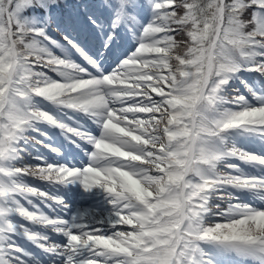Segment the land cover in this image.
<instances>
[{
    "label": "snow or ice",
    "instance_id": "6c2138e0",
    "mask_svg": "<svg viewBox=\"0 0 264 264\" xmlns=\"http://www.w3.org/2000/svg\"><path fill=\"white\" fill-rule=\"evenodd\" d=\"M64 4L0 0V264H45L21 239L51 264H264V0H88L67 15ZM121 26L136 46L106 71ZM77 30L97 34L95 58ZM65 48L84 63L54 51ZM52 128L91 146L85 166L25 161L34 144L61 157ZM26 178L100 190L111 219L50 218L32 198L64 200Z\"/></svg>",
    "mask_w": 264,
    "mask_h": 264
},
{
    "label": "rangeland",
    "instance_id": "374dc122",
    "mask_svg": "<svg viewBox=\"0 0 264 264\" xmlns=\"http://www.w3.org/2000/svg\"><path fill=\"white\" fill-rule=\"evenodd\" d=\"M80 7V6H79ZM77 7V9L79 8ZM76 11L67 13L71 14ZM65 14V15H67ZM147 21V15H145L142 19L139 20L141 24H144ZM59 23V21L57 22ZM55 30H51L54 38H60L59 30H56V24ZM119 35L115 38V42L112 45V51L105 53L103 57H100V60L103 64V68L106 71H111L113 67L119 62L120 59L123 58L124 54L129 53L130 51L134 50L136 46V42L134 38L130 37L129 29L125 28L124 26H121L119 29ZM73 37L79 41L80 45L83 47V49L94 58L96 57V53L100 47L99 39L98 37L95 39L92 36V32L90 30H78L77 32L73 33ZM57 55H66L70 60L77 64H83V58L80 57L79 53L75 52V50L67 48L66 52L60 53L57 49L54 50ZM54 80L59 82L61 80V77L56 75L55 73H49ZM257 87L259 86L258 83H256ZM246 91L241 89V92ZM45 107H50V105L45 104ZM74 117H77L81 119V122L84 123L85 128H87L89 131H91L94 135L99 136L100 129L90 121H88L86 118H82L77 113H71ZM69 123H72L69 121ZM49 132V136L52 137L53 143L57 144L61 147V157H56L55 154L48 151V149L42 147L39 144H34L32 147L29 148V154H26L25 161L31 162V163H39V161H32L31 157L37 154H41L45 157L46 160L49 162H59V163H67V164H76L75 162H79L80 166L76 167H83L88 163V158L85 155V150L90 151L91 146L84 145L83 143L81 146L83 147L84 151L81 152V155L83 154V158H80V156L77 155V152L74 148H70L69 153L67 154V151L65 152L64 148H68V146H71L68 141H66L59 133V130L57 129H47ZM54 136V137H53ZM38 139H43V137H37ZM235 142L240 144L241 146L250 147V148H256L258 145H253L247 140H245L243 137H234ZM47 143V141H46ZM71 152V153H70ZM71 159H67V158ZM236 163H239V161H236ZM75 166V165H72ZM29 183L35 185L36 187H39L45 191L51 192L53 195H57L61 197L66 207L59 208L56 207V209L60 210L64 214V218L71 219L75 217L77 220H82L85 223L93 222L92 220L97 219L96 221H107L108 217L107 214L111 213V208L108 206V204L105 202V196L104 194L97 193V190L94 191L92 194H89L87 197L82 198L80 195V189L76 186H67V187H59V186H52L46 182L39 181V180H32L30 178H26ZM35 203L37 204L40 211L45 212L47 206L45 204L40 203V198L33 197L32 198ZM49 204H53L54 202L49 201ZM30 210L32 209L31 206H28ZM50 208V207H48ZM51 209V208H50ZM24 223L23 221H21ZM37 231L42 232H52L50 228H42L41 226H36ZM47 230V231H45ZM51 236L50 234H48ZM53 237V236H51ZM53 241V240H51ZM50 241V242H51ZM63 239H58L55 243L62 242ZM18 242V241H17ZM27 249H29L27 247ZM30 250V249H29Z\"/></svg>",
    "mask_w": 264,
    "mask_h": 264
},
{
    "label": "bare ground",
    "instance_id": "6f19581e",
    "mask_svg": "<svg viewBox=\"0 0 264 264\" xmlns=\"http://www.w3.org/2000/svg\"><path fill=\"white\" fill-rule=\"evenodd\" d=\"M71 148H72V146H71ZM78 148V150H80V151H84V149H83V147L82 146H80V147H77ZM68 149H70V148H68ZM64 150H65V152L67 151V154L69 153V151L66 149V148H64ZM71 153V152H70ZM67 159H71L70 157L69 158H67ZM76 166H78L77 164L74 166V167H76ZM97 193H101V194H103L100 190H97ZM44 214L45 215H48L50 218H56L57 216H61V217H65L64 216V214H63V212H61L60 210H58V209H53V208H51V209H49V210H45V212H44ZM107 217H108V219L107 220H109V219H111V213L110 214H107ZM19 219V218H18ZM65 219V218H64ZM96 220L97 219H93L92 221L93 222H90V223H95L96 222ZM105 227L107 226L106 225V223H105V225H104ZM39 227V226H38ZM45 231H47V230H45ZM47 234H50L51 236H53V237H51V236H49L50 238H51V240H53V241H51V242H56L58 239L60 240V239H63V237H61V236H59L58 234H56V233H54V232H48L47 231ZM18 243H20L23 247L24 246H26V247H28L34 254H40V256L43 258V261L45 262V264H51V260H49L48 259V256L47 255H44L42 252H41V250H39V249H35L34 248V246H32V245H30L26 240H18Z\"/></svg>",
    "mask_w": 264,
    "mask_h": 264
},
{
    "label": "trees",
    "instance_id": "16d2710c",
    "mask_svg": "<svg viewBox=\"0 0 264 264\" xmlns=\"http://www.w3.org/2000/svg\"><path fill=\"white\" fill-rule=\"evenodd\" d=\"M88 2V0H65V4H64V6L62 7V9H61V12L65 15V14H67V13H70V12H73V11H77V7H79V6H81L83 3H87ZM80 8V7H79ZM59 21V17L57 18V22ZM147 22V21H146ZM145 22V23H146ZM55 24H53L52 25V29H54L55 30V26H54ZM131 35H132V32H131ZM132 37H133V35H132ZM58 39V38H57ZM60 53H63V52H66L67 51V48H65L64 50H63V52L60 50V49H57ZM246 75V78L249 80V82L251 83V81L253 82V83H258V81H255L254 79H253V77H251L250 75H248V74H245ZM233 87H236V88H239L240 89V91H241V89H243V90H246V89H244L243 88V85H241L240 83H239V81H236V82H234V84H233Z\"/></svg>",
    "mask_w": 264,
    "mask_h": 264
}]
</instances>
